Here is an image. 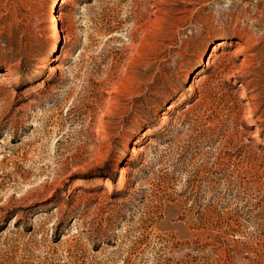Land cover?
<instances>
[{"label": "rangeland", "instance_id": "1", "mask_svg": "<svg viewBox=\"0 0 264 264\" xmlns=\"http://www.w3.org/2000/svg\"><path fill=\"white\" fill-rule=\"evenodd\" d=\"M60 3L0 0V264H264V0Z\"/></svg>", "mask_w": 264, "mask_h": 264}, {"label": "bare ground", "instance_id": "2", "mask_svg": "<svg viewBox=\"0 0 264 264\" xmlns=\"http://www.w3.org/2000/svg\"><path fill=\"white\" fill-rule=\"evenodd\" d=\"M60 1H61L60 6L57 7L58 10L54 14L55 21H57V22H61L62 21V18H63L62 5H64L67 0H60ZM61 37H62V29L60 28V29L57 30V34H56L55 40L52 42V44L50 46V49H49V52H48V56L44 59V61L46 63L50 61V57H51L52 53L54 52V50H55V48L57 46V42L61 39ZM223 40H224V38H223ZM223 40L215 43V46L212 47V50H211V52L209 54V58L214 57L218 53V51L223 47V45L225 44L223 42ZM201 65L208 66V62H202ZM0 76H3V74L0 73ZM173 107L174 106H172V105H168L167 106V110L171 111L173 109ZM166 113H168V112H166ZM163 120L167 121L168 117H163ZM257 136H259V133L255 132L254 137H257ZM130 152H131L132 155H135V154H138L140 152V150H139V148L137 146H133V147L130 148ZM120 173H121V175L119 177V184L123 185L127 181L126 171L124 169H122V170H120ZM97 185L98 186H102L103 185L105 187H110L112 185V183L109 180H99L97 182Z\"/></svg>", "mask_w": 264, "mask_h": 264}, {"label": "trees", "instance_id": "3", "mask_svg": "<svg viewBox=\"0 0 264 264\" xmlns=\"http://www.w3.org/2000/svg\"><path fill=\"white\" fill-rule=\"evenodd\" d=\"M261 136L264 137V132L261 134ZM107 178H108V177H107ZM110 180L114 182L113 179H110ZM70 198H72V196H70Z\"/></svg>", "mask_w": 264, "mask_h": 264}]
</instances>
